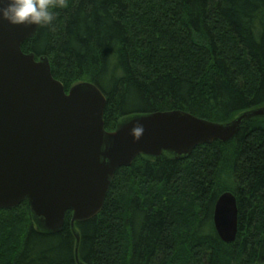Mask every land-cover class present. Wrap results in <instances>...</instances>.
<instances>
[{
  "label": "trees",
  "instance_id": "trees-1",
  "mask_svg": "<svg viewBox=\"0 0 264 264\" xmlns=\"http://www.w3.org/2000/svg\"><path fill=\"white\" fill-rule=\"evenodd\" d=\"M55 12L22 51L46 56L66 91L94 83L109 132L131 115L225 123L264 106V0H66ZM226 191L238 206L232 244L213 225ZM0 215V264H77L72 212L57 234L37 230L27 202ZM75 228L84 264H264V118L185 159L137 157Z\"/></svg>",
  "mask_w": 264,
  "mask_h": 264
},
{
  "label": "water",
  "instance_id": "water-1",
  "mask_svg": "<svg viewBox=\"0 0 264 264\" xmlns=\"http://www.w3.org/2000/svg\"><path fill=\"white\" fill-rule=\"evenodd\" d=\"M40 29L0 21V210L27 202L35 227L44 234L60 233L72 212L77 264L84 263L75 224L101 213L120 168L139 156L188 158L199 145L228 142L244 123L264 118V106L225 123L174 110L127 116L109 132L107 98L94 83L80 82L66 91L46 56L22 51ZM138 122L144 132L134 140L130 130ZM213 225L222 242L236 241L238 206L232 192L217 198Z\"/></svg>",
  "mask_w": 264,
  "mask_h": 264
},
{
  "label": "clouds",
  "instance_id": "clouds-1",
  "mask_svg": "<svg viewBox=\"0 0 264 264\" xmlns=\"http://www.w3.org/2000/svg\"><path fill=\"white\" fill-rule=\"evenodd\" d=\"M66 0H0V21L14 27H51L56 18L55 9L65 6ZM144 132V125L136 123L130 134L138 140Z\"/></svg>",
  "mask_w": 264,
  "mask_h": 264
},
{
  "label": "rangeland",
  "instance_id": "rangeland-1",
  "mask_svg": "<svg viewBox=\"0 0 264 264\" xmlns=\"http://www.w3.org/2000/svg\"><path fill=\"white\" fill-rule=\"evenodd\" d=\"M1 216V215H0Z\"/></svg>",
  "mask_w": 264,
  "mask_h": 264
}]
</instances>
